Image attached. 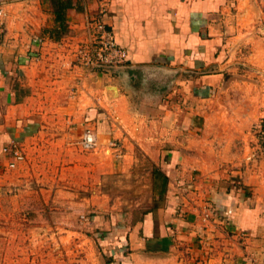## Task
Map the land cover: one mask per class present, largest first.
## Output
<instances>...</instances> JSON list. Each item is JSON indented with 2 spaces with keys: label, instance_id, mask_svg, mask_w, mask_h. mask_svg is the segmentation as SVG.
Segmentation results:
<instances>
[{
  "label": "crops",
  "instance_id": "obj_1",
  "mask_svg": "<svg viewBox=\"0 0 264 264\" xmlns=\"http://www.w3.org/2000/svg\"><path fill=\"white\" fill-rule=\"evenodd\" d=\"M6 1L0 175L10 172L12 157L3 148L14 142L26 153L14 176L22 184L36 176L33 185L40 190L77 184L80 171L85 180L93 171L128 173L140 153L155 165L153 190L161 203L131 226L100 237L104 264H264V157L230 170L223 166L225 155L208 161L198 138L178 136L192 125L191 111H205L201 101L223 79L217 70L240 61L223 54L238 39L227 41L222 30L223 13L234 0ZM103 4L129 52L114 76L68 65L74 43L87 39ZM189 66L203 73L193 88L181 87L194 97L184 111L182 101L168 99L179 88L161 87H168V72ZM88 128L98 140L92 152L81 147ZM114 141L118 151L110 147ZM205 207L216 208L215 222L202 220Z\"/></svg>",
  "mask_w": 264,
  "mask_h": 264
},
{
  "label": "rangeland",
  "instance_id": "obj_2",
  "mask_svg": "<svg viewBox=\"0 0 264 264\" xmlns=\"http://www.w3.org/2000/svg\"><path fill=\"white\" fill-rule=\"evenodd\" d=\"M227 7L222 21L224 36L229 42L234 37L238 39L223 54L240 61L217 70L223 73V79L219 87L214 89L212 85L207 98L201 101L205 111H191L192 125L181 128L183 133L178 136L198 138V147L207 152L208 161L225 155L221 157L224 167L243 170L246 163L255 165L264 157V0H234ZM238 11L242 15L237 18ZM107 15L103 4L90 21L101 17L111 28ZM128 61L103 69L86 68L114 76ZM68 65L77 66L73 61ZM182 68L168 72V87L161 88L168 92L171 87L179 88L168 99L182 101L181 108L186 111L191 110L189 105L194 97H187L181 87L193 88L203 72L191 66ZM114 143L117 146L110 147L118 151L119 144ZM18 144L26 159L22 145ZM192 146L196 147V143ZM81 147L92 152L98 143L94 149L85 150L81 140ZM233 155L240 156L238 160L242 161L235 162ZM7 166L10 172L0 175V264H87L88 259H93L89 260L92 264H104L99 255L103 253L100 237L105 232L131 226L161 203L153 190L155 165L140 153L128 173L100 175L93 171L85 180L80 171L77 184H60L59 190L38 189L33 185L36 176L34 181L22 184L12 172L15 167H10L9 162ZM158 178L160 181L161 176ZM182 192L186 196L189 191ZM205 210L211 211L207 220ZM201 212L203 221L217 219L215 207H205ZM239 235L244 238L246 232Z\"/></svg>",
  "mask_w": 264,
  "mask_h": 264
},
{
  "label": "built area",
  "instance_id": "obj_3",
  "mask_svg": "<svg viewBox=\"0 0 264 264\" xmlns=\"http://www.w3.org/2000/svg\"><path fill=\"white\" fill-rule=\"evenodd\" d=\"M7 18L8 10L5 1H0V45L6 34ZM72 54L74 64L92 69L123 65L129 59L128 50L117 42L114 31L101 17H96L94 21L89 22L87 39L74 43ZM97 143L94 131L87 129L82 139L83 148L92 150ZM111 146H117V143L111 142ZM3 152L12 157V160L9 161L10 167H16L19 162L25 159V154L16 142L4 146ZM210 216L211 211L205 210L204 219L207 220Z\"/></svg>",
  "mask_w": 264,
  "mask_h": 264
},
{
  "label": "bare ground",
  "instance_id": "obj_4",
  "mask_svg": "<svg viewBox=\"0 0 264 264\" xmlns=\"http://www.w3.org/2000/svg\"><path fill=\"white\" fill-rule=\"evenodd\" d=\"M114 92V91H113Z\"/></svg>",
  "mask_w": 264,
  "mask_h": 264
}]
</instances>
